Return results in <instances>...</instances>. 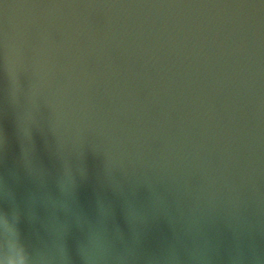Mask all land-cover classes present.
<instances>
[{
    "label": "water",
    "instance_id": "water-1",
    "mask_svg": "<svg viewBox=\"0 0 264 264\" xmlns=\"http://www.w3.org/2000/svg\"><path fill=\"white\" fill-rule=\"evenodd\" d=\"M0 206V264H264V0H0Z\"/></svg>",
    "mask_w": 264,
    "mask_h": 264
},
{
    "label": "clouds",
    "instance_id": "clouds-1",
    "mask_svg": "<svg viewBox=\"0 0 264 264\" xmlns=\"http://www.w3.org/2000/svg\"><path fill=\"white\" fill-rule=\"evenodd\" d=\"M15 216L17 218V221L19 220V213L15 209H5L2 206H0V223H7L11 217ZM17 234H18V239H17V247L19 248L23 259H24V264H30L31 261V252L29 250V247L27 244L24 242L22 235L19 233V228L17 226ZM4 252L6 254L7 249L5 247Z\"/></svg>",
    "mask_w": 264,
    "mask_h": 264
}]
</instances>
